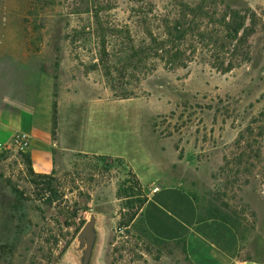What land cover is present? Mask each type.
<instances>
[{
	"label": "rangeland",
	"instance_id": "obj_1",
	"mask_svg": "<svg viewBox=\"0 0 264 264\" xmlns=\"http://www.w3.org/2000/svg\"><path fill=\"white\" fill-rule=\"evenodd\" d=\"M145 1L163 12L195 0ZM217 2L242 18L238 65L220 72L201 60L176 69L160 64L140 84L128 77L124 88L135 95L121 100L97 62L90 25L95 13L117 29L129 25L135 43L128 19L135 0H0V103L10 112L12 86L31 70L52 78L56 95L62 87L78 99L119 100L76 106L77 127L92 116L84 143L106 144L139 162L143 151L157 148L150 120L199 217L229 223L240 238V258L264 264V5ZM23 107L12 113L23 115ZM10 142L0 145V264H83L86 223L93 233L88 264H190L182 241L157 240L139 215L119 227L144 193L124 161L76 155L34 176L27 152ZM79 142L74 138L73 146Z\"/></svg>",
	"mask_w": 264,
	"mask_h": 264
},
{
	"label": "crops",
	"instance_id": "obj_2",
	"mask_svg": "<svg viewBox=\"0 0 264 264\" xmlns=\"http://www.w3.org/2000/svg\"><path fill=\"white\" fill-rule=\"evenodd\" d=\"M246 2L251 7L264 5L262 0ZM26 73L15 82L11 96L6 99L11 102L8 105L10 112H2V108L5 109L1 108L4 101L0 103V145L9 143L15 133L27 135L29 147L26 152L33 171L38 174L52 173L56 169V161L66 163L76 155L120 159L132 170L147 197L139 215L144 226L154 237L163 241H182L190 264H263L255 259L240 258V238L229 223L219 218L199 217L194 197L182 184L175 181L171 154L165 148L166 141L158 137L150 120L148 134L157 148L143 151L139 162L106 148V144L105 147L96 145V148L86 145L84 139L87 137L86 141H90L89 134L84 130L92 116L87 114L83 123L77 127L78 121L72 116L76 106L86 101L96 104L119 100H92L84 96L78 99L73 91L62 87L56 95L55 81L52 78L38 70ZM21 104L25 106L23 115H14L12 110H16ZM103 135L96 134L101 137V143ZM74 138L79 139L78 146H73Z\"/></svg>",
	"mask_w": 264,
	"mask_h": 264
},
{
	"label": "trees",
	"instance_id": "obj_3",
	"mask_svg": "<svg viewBox=\"0 0 264 264\" xmlns=\"http://www.w3.org/2000/svg\"><path fill=\"white\" fill-rule=\"evenodd\" d=\"M135 3L128 15L132 27H136L135 43L129 25L117 29L105 23L97 13L92 15L95 19L90 25V33L98 49L97 62L104 77L111 82L114 96L118 99H128L135 95L124 88L128 77L132 76L140 84L160 64L167 69H176L184 68L194 60H201L217 71L228 72L238 65V57L244 55V52L240 54V45L246 36L242 18L227 6L219 7L220 2L217 0L186 1L182 4L175 2L172 8L163 12L154 11L152 4L145 0H135ZM234 39L237 40L236 44L232 42ZM112 42V49L108 48ZM222 48L225 53L219 55ZM53 110L55 127V102ZM23 157L30 174L41 176L34 173L29 155L24 153ZM129 173L144 192L131 169ZM139 195L142 198L135 202L138 203L136 211L130 214L127 221L119 223V227L127 226V223H132L140 215L147 197L145 193Z\"/></svg>",
	"mask_w": 264,
	"mask_h": 264
},
{
	"label": "built area",
	"instance_id": "obj_4",
	"mask_svg": "<svg viewBox=\"0 0 264 264\" xmlns=\"http://www.w3.org/2000/svg\"><path fill=\"white\" fill-rule=\"evenodd\" d=\"M10 143L16 150L26 151L29 147V138L23 133H15Z\"/></svg>",
	"mask_w": 264,
	"mask_h": 264
},
{
	"label": "water",
	"instance_id": "obj_5",
	"mask_svg": "<svg viewBox=\"0 0 264 264\" xmlns=\"http://www.w3.org/2000/svg\"><path fill=\"white\" fill-rule=\"evenodd\" d=\"M91 227H92L91 223H86L83 227V233L84 235L87 236V246H86L83 264H88V260H89L90 253H91V247H92V241H93V233H92Z\"/></svg>",
	"mask_w": 264,
	"mask_h": 264
}]
</instances>
